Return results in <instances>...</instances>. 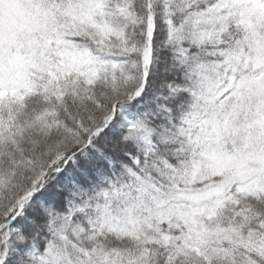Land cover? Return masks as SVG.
<instances>
[{
  "label": "snow or ice",
  "instance_id": "1",
  "mask_svg": "<svg viewBox=\"0 0 264 264\" xmlns=\"http://www.w3.org/2000/svg\"><path fill=\"white\" fill-rule=\"evenodd\" d=\"M0 264H264V0H0Z\"/></svg>",
  "mask_w": 264,
  "mask_h": 264
}]
</instances>
